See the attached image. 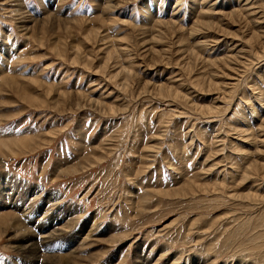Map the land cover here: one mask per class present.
I'll return each mask as SVG.
<instances>
[{"label":"rangeland","instance_id":"rangeland-1","mask_svg":"<svg viewBox=\"0 0 264 264\" xmlns=\"http://www.w3.org/2000/svg\"><path fill=\"white\" fill-rule=\"evenodd\" d=\"M5 182L70 264H264V0H0Z\"/></svg>","mask_w":264,"mask_h":264},{"label":"bare ground","instance_id":"bare-ground-1","mask_svg":"<svg viewBox=\"0 0 264 264\" xmlns=\"http://www.w3.org/2000/svg\"><path fill=\"white\" fill-rule=\"evenodd\" d=\"M21 200H22L21 196L17 197V194L11 190L10 185H8L7 182L0 184V219L5 220L4 223H0V227H2L1 224L7 225L5 226V228L8 227L9 229H11V231H14V233L11 234V237L21 240L19 245L14 244L16 246L15 248L25 254H31L34 257H37V253L40 251L39 249L44 248L47 251H44L42 255L46 254L48 261L52 260V258L56 256L58 257L57 260H59V262L66 261L67 263L70 264V259H71L70 256H75V254L77 253V250H78L77 245L73 247L71 244L73 248H70L69 246L66 248L67 250L65 249V247L59 246V244H57L56 242L53 245H51L55 239H57L58 237L61 238L60 233L63 234V232H65V229L56 228L55 225H53L54 223H52L56 218L52 216L51 217L43 216V217H46V221H47L46 223H44L45 221H39V220L33 221L31 217H29V215L34 214V212H32L33 210L32 205H31L32 208L30 209H28V207L24 208L25 211L27 210V212H25L24 214L21 211L19 212L20 210L19 208L22 202ZM5 210L9 212H6L7 214H5L4 213ZM22 216L23 218H21ZM33 229L34 230L36 229V234L34 233ZM90 231L91 229L88 230V233H90ZM77 234L78 233L74 232V233L69 234V236L76 237ZM71 242H75V241L70 240L69 243ZM145 262L147 261L145 260ZM145 262L143 261L142 264H145Z\"/></svg>","mask_w":264,"mask_h":264}]
</instances>
